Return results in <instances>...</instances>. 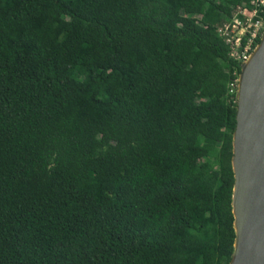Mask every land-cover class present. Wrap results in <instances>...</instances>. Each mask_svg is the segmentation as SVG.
<instances>
[{
    "label": "trees",
    "instance_id": "16d2710c",
    "mask_svg": "<svg viewBox=\"0 0 264 264\" xmlns=\"http://www.w3.org/2000/svg\"><path fill=\"white\" fill-rule=\"evenodd\" d=\"M250 1L0 0V264H229Z\"/></svg>",
    "mask_w": 264,
    "mask_h": 264
},
{
    "label": "water",
    "instance_id": "95a60500",
    "mask_svg": "<svg viewBox=\"0 0 264 264\" xmlns=\"http://www.w3.org/2000/svg\"><path fill=\"white\" fill-rule=\"evenodd\" d=\"M241 95L242 106L247 111V117L241 125V135L238 138L241 155L239 168L242 173L241 185L235 192L236 208L242 231V246L238 264H264V48L257 57L254 72L246 78ZM235 129L236 123L232 132L230 159L234 177L231 192L232 209L235 172L231 161ZM232 215L234 240L229 264H231L235 251L236 239L233 211Z\"/></svg>",
    "mask_w": 264,
    "mask_h": 264
},
{
    "label": "bare ground",
    "instance_id": "6f19581e",
    "mask_svg": "<svg viewBox=\"0 0 264 264\" xmlns=\"http://www.w3.org/2000/svg\"><path fill=\"white\" fill-rule=\"evenodd\" d=\"M260 41L256 46L252 49V51L245 55L241 64H240V73L238 75L237 80V105H236V129L233 134V157H232V167L235 172V185L233 190V214H234V226L236 231V239L234 243L235 251L232 256L231 264H238V259L241 251L242 246V231H241V225L239 222V216L237 213L236 208V200H235V192L239 185H241L242 181V173L239 168V161L241 159V155L239 153V147H238V138L241 135V125L244 121V119L247 117V111L242 106V87L246 81L247 76L252 75V73L255 70V65L257 62V57L259 53L264 48V31L261 34ZM249 55V56H248ZM248 56V57H247ZM245 59V60H244Z\"/></svg>",
    "mask_w": 264,
    "mask_h": 264
},
{
    "label": "rangeland",
    "instance_id": "374dc122",
    "mask_svg": "<svg viewBox=\"0 0 264 264\" xmlns=\"http://www.w3.org/2000/svg\"><path fill=\"white\" fill-rule=\"evenodd\" d=\"M254 13V5H251L249 8L245 9H236L230 13L228 17V21L231 23V25L228 27V33L230 34V38L228 39L230 41L227 42V48L229 52L233 53V55L241 53V50L239 49L241 39L245 38L246 45H248L252 37H254L257 31L263 26V23L260 19L253 20ZM238 14L241 15L242 18H238ZM225 25L228 26L227 22ZM235 39H237V41H235Z\"/></svg>",
    "mask_w": 264,
    "mask_h": 264
},
{
    "label": "built area",
    "instance_id": "2783aa9c",
    "mask_svg": "<svg viewBox=\"0 0 264 264\" xmlns=\"http://www.w3.org/2000/svg\"><path fill=\"white\" fill-rule=\"evenodd\" d=\"M263 1L264 0H251L250 1V3H251V5H254V7H255V11L257 10V8L258 7H260L261 5H262V3H263ZM237 9H239V8H237ZM241 9H245V8H241ZM239 15V14H238ZM238 15H237V17H238ZM239 18V17H238ZM235 22V21H234ZM237 22V21H236ZM226 23H224L221 27H217L216 28V31H217V34L219 35V36H221L222 38H223V40H224V42H225V44L227 45V42L228 41H230L228 38H230V34L228 33V27L231 25V23H230V21H229V23H227V25L228 26H226L225 25ZM227 30V31H226ZM231 39H233V38H231ZM235 41H237V39H235ZM234 41V42H235ZM241 41V40H240ZM231 44H232V41H231ZM249 44V43H248ZM240 46V45H239ZM247 46L248 45H246V43H245V45L241 48V46H240V50H241V53H237V55H233V53H231V52H229L228 51V54H229V56H231V57H233V58H238V57H241V61H242V59L244 58V56L245 55H247V54H245V50L247 49ZM245 48V49H244Z\"/></svg>",
    "mask_w": 264,
    "mask_h": 264
}]
</instances>
